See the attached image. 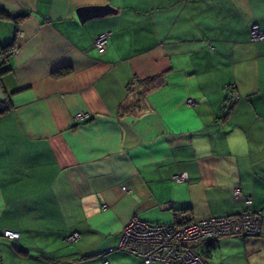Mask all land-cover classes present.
<instances>
[{
    "label": "crops",
    "instance_id": "crops-1",
    "mask_svg": "<svg viewBox=\"0 0 264 264\" xmlns=\"http://www.w3.org/2000/svg\"><path fill=\"white\" fill-rule=\"evenodd\" d=\"M102 3L115 10L79 20L78 6ZM0 7V49L14 48L0 74V264H141L118 248L107 263L97 254L133 214L178 223L264 205V36L249 35L252 21L264 32V0ZM232 82L239 97L223 115ZM210 243L207 264H264V235L200 248Z\"/></svg>",
    "mask_w": 264,
    "mask_h": 264
},
{
    "label": "built area",
    "instance_id": "built-area-1",
    "mask_svg": "<svg viewBox=\"0 0 264 264\" xmlns=\"http://www.w3.org/2000/svg\"><path fill=\"white\" fill-rule=\"evenodd\" d=\"M108 31H101L94 35L92 43L98 51H102L108 38ZM251 39L264 36L257 22L252 21L249 26ZM11 49V51H13ZM224 97L220 102L221 112L224 114L239 97L235 84L227 83L223 86ZM189 101H191L189 99ZM89 116L86 111H78L75 119ZM171 177L175 180L187 178L185 172H174ZM122 188H126L124 185ZM237 196V188L233 189ZM245 203L249 204L246 197ZM104 206V203H101ZM3 235L15 238L17 232L4 229ZM250 234L264 235V205L253 209L245 207L237 213L213 215L203 218L186 219L178 223L150 222L136 215H131L123 224L117 243L102 250L101 253L118 248L129 252L140 259L141 264L159 262L161 264H206L205 260L195 252L194 246L207 240L225 235ZM77 231H71L65 236L67 241L75 240ZM103 258L102 263H107Z\"/></svg>",
    "mask_w": 264,
    "mask_h": 264
},
{
    "label": "trees",
    "instance_id": "trees-1",
    "mask_svg": "<svg viewBox=\"0 0 264 264\" xmlns=\"http://www.w3.org/2000/svg\"><path fill=\"white\" fill-rule=\"evenodd\" d=\"M3 16H10V15H9V13H8L4 8L0 7V17H3ZM17 16H18V15H17ZM17 16L15 15V16H12V17H13V19H14V18H16ZM11 45H12V44H10V43L5 44V45L2 46L1 49H0V74L3 73L4 71H6V70L8 69V65L5 63V61H6V56H7L10 52H12L11 49H13V47H11ZM60 72H61L60 70H59V71H56L55 74H56V73H60ZM53 74H54V72H53ZM139 82H140V81H139ZM143 82H145V85L142 86V88H141L140 91L145 90V89H146L145 87H148L149 79H144ZM223 97H224V96H223ZM7 107H9V102H8L7 100H5V99L0 100V113L3 112ZM223 115H224V114H223ZM248 235H250V234H248ZM252 235H253V234H252ZM256 235H257V234H256ZM215 239H216V238H215ZM212 240H214V239H212ZM212 240H211V241H212ZM208 241H209V240H207V241H205V242H208ZM202 243H204V242H202ZM202 243H200V244H202ZM200 244H196V245L194 246V250H195L196 253H198V254H199V255L205 260V262H206V264H207L206 257H208V255H209V253H210V249H211V248H210V245H211V243L205 245V247H203V248H200ZM115 249H116V248H115ZM112 250H114V249H112ZM112 250H110V251H112ZM101 252H102V250L98 251L97 254H98V255H102V259H103V258H104L103 255H104L105 253H107V252H104V253H101ZM108 252H109V251H108ZM125 252H126V251H125ZM146 264H148V263H146Z\"/></svg>",
    "mask_w": 264,
    "mask_h": 264
},
{
    "label": "water",
    "instance_id": "water-1",
    "mask_svg": "<svg viewBox=\"0 0 264 264\" xmlns=\"http://www.w3.org/2000/svg\"><path fill=\"white\" fill-rule=\"evenodd\" d=\"M115 8L107 3L102 4H86L80 5L76 8L79 20L82 21L89 17L103 15L107 12L114 11Z\"/></svg>",
    "mask_w": 264,
    "mask_h": 264
},
{
    "label": "rangeland",
    "instance_id": "rangeland-1",
    "mask_svg": "<svg viewBox=\"0 0 264 264\" xmlns=\"http://www.w3.org/2000/svg\"><path fill=\"white\" fill-rule=\"evenodd\" d=\"M234 239H236V238L231 237V238H227L224 240L223 245H224L225 249L231 250V248H234L236 246Z\"/></svg>",
    "mask_w": 264,
    "mask_h": 264
}]
</instances>
